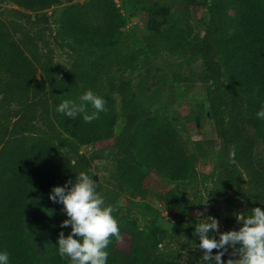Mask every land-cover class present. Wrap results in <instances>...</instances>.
<instances>
[{"label":"trees","instance_id":"1","mask_svg":"<svg viewBox=\"0 0 264 264\" xmlns=\"http://www.w3.org/2000/svg\"><path fill=\"white\" fill-rule=\"evenodd\" d=\"M75 1L80 0H0V252H8L9 264H69L59 256L57 241L71 227H60L67 215L49 194L91 168L97 191L116 209L120 229L121 239L113 236L106 249L107 264H205L194 233L198 221L188 218L198 207L197 195L158 191L145 170L194 183V159L180 132L148 119L132 82L120 76L127 62L119 51L82 54L69 67L56 60L55 45L113 42L124 23L114 0L72 5ZM181 1L180 48L202 63L198 81L206 86L212 129L226 154L204 200L212 211L221 201H238L235 208L246 215L254 207L264 210V120L256 116L264 106V0ZM64 4L70 5L55 29L47 11ZM194 8L207 15L197 33L190 22ZM105 82L118 83L120 109L114 95L99 93ZM88 90L107 102V110L91 123L84 121L85 113L71 119L57 111L64 99L78 100ZM93 111L88 105L86 114ZM121 116L125 123L117 134ZM82 146L93 148V159L81 153ZM93 160L106 163L112 188L98 180ZM125 189L174 213L170 239L160 242L136 224L118 220L124 210L127 217L131 213L118 205ZM225 223L232 226L234 219ZM32 226L45 227L47 236L41 238ZM125 236L127 250L121 248Z\"/></svg>","mask_w":264,"mask_h":264},{"label":"rangeland","instance_id":"2","mask_svg":"<svg viewBox=\"0 0 264 264\" xmlns=\"http://www.w3.org/2000/svg\"><path fill=\"white\" fill-rule=\"evenodd\" d=\"M87 1L89 0L75 1L72 5ZM114 1L124 18L119 37L109 43L81 44L70 40L64 43V47L55 45L57 62L69 67L79 55L90 52L107 53L117 50L123 54L127 63L120 76L132 82L137 100L148 113V119L169 124L180 132L189 146L197 171V178L191 184L189 178L174 181L159 177L145 168L150 176V186L176 197L184 194L190 197L197 195L198 207L191 211L189 219H196L201 223L205 221L206 216H212L219 220L221 231L238 230L240 225L235 218V214L239 213V209L235 208L239 205L238 201H234L233 205L221 201L212 211L211 206L204 200V190L224 165L226 154L212 129L206 86L198 81L202 63L193 60L180 48L179 34H183V24L178 26L176 19L182 1ZM69 5L56 6L47 11L55 29L58 28L60 17ZM202 17L207 18V15L201 8L192 10L190 22L196 33L200 31ZM117 87L116 82H105L99 93L114 95L120 109ZM68 99L78 102L73 97ZM124 123L125 119L121 116L116 126L117 134L121 132ZM248 130L252 135L255 134L252 128L249 127ZM81 153L92 159L95 155L90 146H82ZM93 162L96 176L103 187L112 188L115 181L106 163L101 160ZM118 205L131 211L127 217V210H124V213L118 216V220L136 224L138 228L149 232L160 242L171 238L175 215L158 200L144 201L134 198L131 192L125 189ZM227 217L234 219L232 226L225 223ZM32 228L38 229L37 226ZM38 230L40 237L44 239L47 236L45 227ZM121 248L125 250L129 248L127 236L123 238Z\"/></svg>","mask_w":264,"mask_h":264},{"label":"clouds","instance_id":"3","mask_svg":"<svg viewBox=\"0 0 264 264\" xmlns=\"http://www.w3.org/2000/svg\"><path fill=\"white\" fill-rule=\"evenodd\" d=\"M78 100L64 99L57 111L71 119L85 113L84 121L91 123L100 112L107 110L106 100L92 90L84 92ZM88 105L94 109L91 115L86 114ZM256 116L264 120V106ZM234 156L233 146L230 157ZM231 162L235 163V160ZM89 173L94 175V170L90 168L76 173L74 180L53 187L49 194L53 202L63 205L62 211L67 215L60 227H71L68 235L61 231L57 241L59 256L67 258L69 264H107L109 253L106 249L111 238L121 239L119 224L113 215L116 209L106 204L105 198L97 191L96 180ZM250 210L248 215L245 212L235 214L241 225L238 230L221 231L219 220L212 216H206L204 222L196 224L194 233L203 253L200 260L205 264H264V210L261 207ZM226 254L229 258L225 262L223 257ZM0 264H9L7 251L0 252Z\"/></svg>","mask_w":264,"mask_h":264}]
</instances>
